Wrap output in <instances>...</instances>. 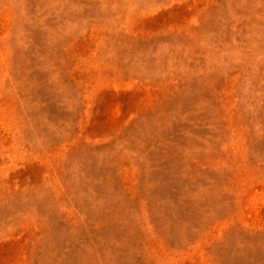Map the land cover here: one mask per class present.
Returning <instances> with one entry per match:
<instances>
[{"label":"rangeland","instance_id":"1","mask_svg":"<svg viewBox=\"0 0 264 264\" xmlns=\"http://www.w3.org/2000/svg\"><path fill=\"white\" fill-rule=\"evenodd\" d=\"M0 264H264V0H0Z\"/></svg>","mask_w":264,"mask_h":264}]
</instances>
